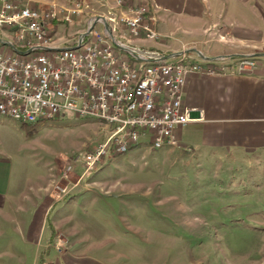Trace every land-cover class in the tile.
<instances>
[{
	"label": "rangeland",
	"instance_id": "rangeland-1",
	"mask_svg": "<svg viewBox=\"0 0 264 264\" xmlns=\"http://www.w3.org/2000/svg\"><path fill=\"white\" fill-rule=\"evenodd\" d=\"M77 1L86 2L79 24H53L58 46L85 33L91 15L107 17L102 4L113 5L110 0ZM186 1L177 3L182 10ZM148 4L157 18L172 16L171 9ZM186 26V33L174 30L177 41L198 37L194 29L199 26L181 23L178 29ZM96 27L102 30L100 24ZM116 38L128 43V37L116 33ZM174 41L133 44L148 49ZM109 130L68 112L36 124L32 131L0 116V165L21 162L34 183V175L61 174L53 197L57 203L45 217V233L56 235L58 247L66 246L73 234L72 242L79 240L80 247H102L126 264H264V151L203 148L193 136L188 145L150 149L141 144L120 155L111 153L87 171L85 155L105 141ZM24 253L23 263L28 259Z\"/></svg>",
	"mask_w": 264,
	"mask_h": 264
},
{
	"label": "built area",
	"instance_id": "built-area-1",
	"mask_svg": "<svg viewBox=\"0 0 264 264\" xmlns=\"http://www.w3.org/2000/svg\"><path fill=\"white\" fill-rule=\"evenodd\" d=\"M67 2L75 3L74 11L61 10L57 4L35 7L25 0H0V35L5 37H0L4 48L0 49V113L30 121L56 119L65 112L75 117L96 115L110 130L105 141L85 155L87 171L135 142H149L150 149L161 143L176 146V130L193 121L192 110L182 105L188 76L247 74L256 69L251 57L236 64L222 59L198 64L184 53L161 66L165 56L130 45L131 40L159 39L157 17L145 1L130 5L114 0L103 17L108 30L100 21L89 30L93 18L82 40L58 46L51 34L53 24H78L86 3ZM116 29H124L128 43L116 40ZM108 35L117 50H110ZM15 48H27L28 57L15 55ZM144 60H152V68H144Z\"/></svg>",
	"mask_w": 264,
	"mask_h": 264
},
{
	"label": "crops",
	"instance_id": "crops-1",
	"mask_svg": "<svg viewBox=\"0 0 264 264\" xmlns=\"http://www.w3.org/2000/svg\"><path fill=\"white\" fill-rule=\"evenodd\" d=\"M25 1L44 7L65 6L69 0ZM126 1L135 5L145 0ZM146 1L158 8L163 5L166 10L171 9V17L157 18L156 30L159 38H174L176 44L160 42L156 47L144 49L134 46L135 40H131V47L161 56L184 53L187 60L198 64L203 60L220 59L225 63L233 62L244 57L256 62V69L247 74H195L186 78L182 105L192 110L193 121L176 130V146L192 143L195 136V141L203 148L239 154L264 151V0H203V3L187 0L183 10L181 4H177L181 0ZM101 6L108 9L111 5ZM100 15L104 14L91 15L85 26ZM181 23L199 26L194 29L198 37L177 41L176 30L188 32L187 26L178 29ZM0 166V245L3 244L0 264H126L120 257H109L110 253L102 247H80L79 240L72 242L76 237L73 234H69L70 241L63 247L55 243L56 235L51 232L46 235L45 217L57 203L53 197L61 174L54 178L34 175V183L21 162ZM39 181L42 183H37ZM66 220L71 221V218ZM56 222L54 231L58 228ZM16 242L18 247H15ZM24 252L28 255L25 263L22 261L26 258Z\"/></svg>",
	"mask_w": 264,
	"mask_h": 264
},
{
	"label": "bare ground",
	"instance_id": "bare-ground-1",
	"mask_svg": "<svg viewBox=\"0 0 264 264\" xmlns=\"http://www.w3.org/2000/svg\"><path fill=\"white\" fill-rule=\"evenodd\" d=\"M70 6L63 7L61 6V10L64 11H74L75 10V3H69ZM116 33L120 36H125L128 37V34L124 32V29H116ZM117 40V38H116ZM110 50H117V43L113 44L110 43ZM15 55L20 56V57H28V49L27 48H15ZM170 65V58L168 59H161V66H168ZM144 68H152V60H144ZM0 116L2 117H7L21 125H32V124H38V123H45L47 121H53L55 119H48V120H38V121H30V120H24L21 118H16L15 115H11L8 113H0ZM79 118H87V119H93L96 120L99 123V117H96V115H81ZM141 144H149V142H135L134 144H130V146H125L123 147V153H126L130 147H136ZM167 146H175V143H161V145H154L151 148L154 149H161ZM153 149V150H154ZM112 155V154H111ZM114 155H119V154H114Z\"/></svg>",
	"mask_w": 264,
	"mask_h": 264
},
{
	"label": "water",
	"instance_id": "water-1",
	"mask_svg": "<svg viewBox=\"0 0 264 264\" xmlns=\"http://www.w3.org/2000/svg\"><path fill=\"white\" fill-rule=\"evenodd\" d=\"M98 21L102 22L103 25L105 26V28L108 30V24H107V22H106V19L103 18V17H100V16L94 18V20H93V22H92V24H91L89 30H92V28L96 25V23H97ZM87 32H88V31H86L85 33L81 34V35L79 36V39L82 40V39L87 35ZM108 34H109V32H108ZM108 37H109V40H110L113 44H115L114 39H113L110 35H108ZM192 52H195V51L192 50ZM176 56H178V55H169V56H165L164 59L174 58V57H176Z\"/></svg>",
	"mask_w": 264,
	"mask_h": 264
},
{
	"label": "trees",
	"instance_id": "trees-1",
	"mask_svg": "<svg viewBox=\"0 0 264 264\" xmlns=\"http://www.w3.org/2000/svg\"><path fill=\"white\" fill-rule=\"evenodd\" d=\"M36 124H32V125H21V128H27L28 131H32V128H34Z\"/></svg>",
	"mask_w": 264,
	"mask_h": 264
}]
</instances>
